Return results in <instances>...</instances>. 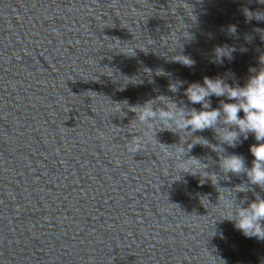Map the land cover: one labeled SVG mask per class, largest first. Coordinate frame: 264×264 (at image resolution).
Instances as JSON below:
<instances>
[{
	"label": "water",
	"instance_id": "obj_1",
	"mask_svg": "<svg viewBox=\"0 0 264 264\" xmlns=\"http://www.w3.org/2000/svg\"><path fill=\"white\" fill-rule=\"evenodd\" d=\"M262 59L259 0H0V264H264V240L223 218L264 198L219 165L251 167L254 134L160 127L128 148L135 106L200 110L190 83L243 86Z\"/></svg>",
	"mask_w": 264,
	"mask_h": 264
},
{
	"label": "clouds",
	"instance_id": "obj_2",
	"mask_svg": "<svg viewBox=\"0 0 264 264\" xmlns=\"http://www.w3.org/2000/svg\"><path fill=\"white\" fill-rule=\"evenodd\" d=\"M259 2L264 3V0H259ZM249 18H251V14H249ZM257 18L262 17L257 16ZM221 54L226 53L222 52ZM180 61L188 67H192L194 64L189 59ZM261 64L264 65V59L261 60ZM250 71L254 74L248 77L243 86H230L219 77H204L203 84L190 83L184 89V94L192 104H200L202 106L200 110L178 107L170 99H168L169 104H164L161 101L166 105L165 108H154V101H147L143 105L135 106L132 109L137 114L134 121L144 126V133L129 141V151L135 153L142 150L141 145H146L145 140L148 142L147 131L150 129L154 133L155 129L160 127L181 128L185 133L190 134L205 129H214L222 143L231 147L237 146L241 135L247 139L248 134L252 133L257 143L250 145V152L254 157L251 167L246 165L242 155L235 153L222 156L219 165L225 173L246 174L250 184L264 189V66L259 70L250 69ZM170 90L178 91L174 85L170 87ZM213 95L226 97L229 102L222 100L219 108H212L208 98ZM241 111L243 117L239 115ZM218 124H223V127H218ZM194 138L199 139L192 143L206 141L202 137ZM182 148L184 150L179 151L175 159L176 168L178 172H192L191 169L194 165L202 163L194 157V161L190 158H182L186 152V149ZM237 190L247 191L248 188L246 185H240ZM226 207L229 212L223 217L224 219L232 221L234 227L244 236L264 240V198L257 194L256 198L247 206L229 200L226 201Z\"/></svg>",
	"mask_w": 264,
	"mask_h": 264
}]
</instances>
